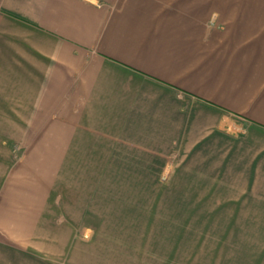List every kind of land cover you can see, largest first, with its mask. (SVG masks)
Returning <instances> with one entry per match:
<instances>
[{
    "label": "crops",
    "instance_id": "obj_1",
    "mask_svg": "<svg viewBox=\"0 0 264 264\" xmlns=\"http://www.w3.org/2000/svg\"><path fill=\"white\" fill-rule=\"evenodd\" d=\"M40 157L194 172V218L233 205L264 235V0H0V264H91L39 228Z\"/></svg>",
    "mask_w": 264,
    "mask_h": 264
},
{
    "label": "rangeland",
    "instance_id": "obj_2",
    "mask_svg": "<svg viewBox=\"0 0 264 264\" xmlns=\"http://www.w3.org/2000/svg\"><path fill=\"white\" fill-rule=\"evenodd\" d=\"M40 158L38 178L58 185L52 196L59 200L50 199L39 228L48 243L66 233L86 241L80 253L86 249L91 264H264V235H239L255 231L246 212L210 204V217L194 218L207 215L194 196L206 199L208 192L194 187V172L52 171L49 157ZM139 180L154 186L128 187ZM179 191L182 204L172 202Z\"/></svg>",
    "mask_w": 264,
    "mask_h": 264
}]
</instances>
